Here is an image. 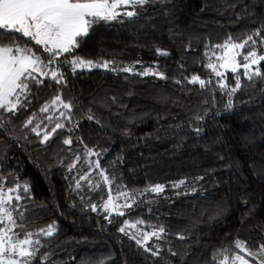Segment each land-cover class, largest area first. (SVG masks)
<instances>
[{"label": "trees", "instance_id": "obj_1", "mask_svg": "<svg viewBox=\"0 0 264 264\" xmlns=\"http://www.w3.org/2000/svg\"><path fill=\"white\" fill-rule=\"evenodd\" d=\"M146 7L140 17L94 25L77 52L92 58L103 52L105 58L115 57L125 64L141 60L158 66L169 79L102 70L73 75L65 69L68 84L63 94L80 104L73 110L74 122L80 125L74 137H82L97 150L106 149L101 165L117 176V183L129 190L183 178L189 184L181 189L168 187L162 197L154 198L155 204L142 205L109 224L86 214L79 196L69 189L71 180L66 177L76 173L69 174L65 166L71 155L67 146L59 139L41 145L30 133L24 139L27 130L18 126L25 114L13 117V132L0 137V176L7 178L8 185L14 186L15 180L32 186L33 198L22 202L27 206L26 230L35 232L56 222L57 233L41 237L45 245L41 251L52 254L51 264H163L117 231L124 219L135 220L138 214L151 224L170 227L171 234L163 241L165 257L171 258L169 247L183 253L192 245L184 258L187 264L194 259L203 264L237 233L242 239L258 237V226L264 225V95L248 88L237 93V106L225 112L219 93L213 107L211 94L198 85L175 83L193 74L207 78L205 44L260 27L264 0H171ZM156 47L170 55H157ZM228 77L231 82L232 74ZM52 94L50 88H40L33 105L39 106ZM205 99L208 104L202 103ZM89 107L95 117L91 121ZM197 114L205 116L199 135L189 127L195 126ZM73 147L80 151L82 145ZM197 176L205 179L193 185ZM188 186L197 191L176 195ZM244 199L249 203L244 204ZM148 207L153 211H147ZM252 208L255 213L242 225L241 219ZM178 232L193 235L181 241L175 235ZM171 259L180 264L179 258Z\"/></svg>", "mask_w": 264, "mask_h": 264}, {"label": "snow or ice", "instance_id": "obj_2", "mask_svg": "<svg viewBox=\"0 0 264 264\" xmlns=\"http://www.w3.org/2000/svg\"><path fill=\"white\" fill-rule=\"evenodd\" d=\"M171 0H0V137L13 132V117L24 113V119L18 127L26 129L24 139L33 134L39 144L48 145L59 139L71 153L65 165L70 179L69 189L75 192L82 210L103 213V219L109 224L115 217H125L142 205H152L155 197H162L168 187L185 188L187 178L171 181L169 184L154 183L142 190H129L126 185L117 183V176L102 167L101 157L106 149H96L84 142L82 137H74L80 127L74 122L73 110L80 107L78 99H66L63 94L68 84L65 69L73 75L83 71L102 70L108 73H125L137 77H155L167 80L166 73L151 64L144 65L141 60L127 64L115 57L105 58L103 52L96 57L80 55L84 38L88 37L93 26L100 22H123L140 17L148 10L146 6L170 3ZM203 66L210 70L207 78L199 74L183 76L175 80L176 84L198 85L202 91L211 94L213 107L216 93L224 99V111L231 112L236 106L237 93L248 88L256 89L264 95V23L251 33L241 35L228 34L222 42L205 44ZM159 56H169L166 49L156 47ZM139 66V67H138ZM181 64L180 68L183 69ZM228 73L232 74L231 82ZM127 78V76L125 77ZM244 81L248 84L245 85ZM257 83L260 87L257 88ZM52 90V95L39 106L33 105L40 88ZM131 94V93H129ZM252 97H250L251 99ZM115 97H112L115 102ZM208 104L207 99L202 101ZM242 103H247L243 102ZM88 120H94L92 109L88 108ZM208 110H205V116ZM216 113L215 115H219ZM205 116L196 115L195 126L189 127L197 135L203 132L200 123ZM100 123V121H96ZM65 132L67 135H65ZM129 135V133H125ZM31 142V141H29ZM82 145L80 151L74 145ZM64 150V149H62ZM95 157V159H93ZM117 157V161L121 160ZM222 159V157H221ZM64 163L63 160L60 161ZM204 176L193 178V185L204 180ZM6 177L0 176V264H51V253L42 252L45 246L41 240L53 237L57 231L55 221L40 227L37 231L26 230L27 206L22 203L32 199V186L29 182L14 186L5 183ZM197 191L188 186L184 192L176 195H188ZM248 204L247 199L243 200ZM152 212L153 209H146ZM255 208L241 219V224L253 216ZM209 213V219H213ZM259 234L247 239L239 234L232 236L221 247L212 251L210 259L203 264H264V225L258 226ZM117 231L135 245L158 258L163 264H173L171 258H179L180 264H187L192 245H187L183 253L167 249L171 258L163 255L160 241H165L171 229L163 223L151 224L141 216L135 220L124 219ZM187 232V230H185ZM181 241H187L193 233H175ZM232 235V234H228ZM192 264H200L193 260Z\"/></svg>", "mask_w": 264, "mask_h": 264}, {"label": "rangeland", "instance_id": "obj_3", "mask_svg": "<svg viewBox=\"0 0 264 264\" xmlns=\"http://www.w3.org/2000/svg\"><path fill=\"white\" fill-rule=\"evenodd\" d=\"M85 213H86V214H91V215L97 216V217H99L101 220L106 221V220L103 219V215H104L103 213H99V212H98V213H93V212H91L90 210H87V209H85ZM158 243H161L163 249L165 250V247H164L163 241H160V242H158Z\"/></svg>", "mask_w": 264, "mask_h": 264}]
</instances>
